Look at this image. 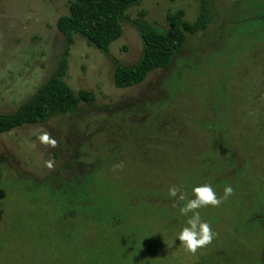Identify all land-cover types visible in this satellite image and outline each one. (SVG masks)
Wrapping results in <instances>:
<instances>
[{
	"label": "rangeland",
	"instance_id": "374dc122",
	"mask_svg": "<svg viewBox=\"0 0 264 264\" xmlns=\"http://www.w3.org/2000/svg\"><path fill=\"white\" fill-rule=\"evenodd\" d=\"M70 1L0 0V114L64 57V82L95 96L0 135V264H264V0H144L125 12L108 56L78 35L66 48L56 20ZM203 1L207 29L166 69L114 86L115 64L142 56L133 20L164 32L167 15L194 22ZM203 184L233 193L197 210L215 235L190 253L172 240ZM172 186L184 201L168 196Z\"/></svg>",
	"mask_w": 264,
	"mask_h": 264
},
{
	"label": "trees",
	"instance_id": "16d2710c",
	"mask_svg": "<svg viewBox=\"0 0 264 264\" xmlns=\"http://www.w3.org/2000/svg\"><path fill=\"white\" fill-rule=\"evenodd\" d=\"M144 0H71L68 14L56 20V27L72 45L73 36L82 37L90 46L109 55V46L123 34L121 22L125 12ZM185 11L166 16L167 31H159L144 18L132 21L143 46L139 62L132 67L115 64L113 84L116 88H131L142 83L155 70L167 68L183 49L188 35L204 32L210 23L206 1L194 22L184 20ZM67 60L64 57L53 76L21 107L9 115L0 114V135L24 125L46 122L53 116L73 113L82 104H93L95 96L87 90L74 92L65 82Z\"/></svg>",
	"mask_w": 264,
	"mask_h": 264
},
{
	"label": "clouds",
	"instance_id": "9594fccd",
	"mask_svg": "<svg viewBox=\"0 0 264 264\" xmlns=\"http://www.w3.org/2000/svg\"><path fill=\"white\" fill-rule=\"evenodd\" d=\"M42 142L51 144L55 146L56 141L49 139L47 133L41 137ZM51 167V164H49ZM182 186H172L168 189V196L170 198H175L179 201L185 200V194L181 191ZM193 197L188 199L184 206L180 209V213L188 219L186 220V226L183 227L179 233L175 235L172 240V245L176 241L190 253H195L197 249L206 246L214 238V233L212 232L209 224L202 220V217L197 211L205 206H219L223 200L227 199L233 193V188L231 186H226L223 190V196L218 197L216 191L211 184H203L193 188ZM189 213L191 215L189 216Z\"/></svg>",
	"mask_w": 264,
	"mask_h": 264
}]
</instances>
